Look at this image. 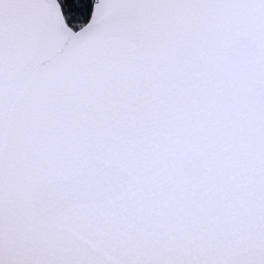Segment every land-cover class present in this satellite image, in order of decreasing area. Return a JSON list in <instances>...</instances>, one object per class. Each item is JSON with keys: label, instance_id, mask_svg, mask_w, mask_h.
<instances>
[{"label": "snow or ice", "instance_id": "6c2138e0", "mask_svg": "<svg viewBox=\"0 0 264 264\" xmlns=\"http://www.w3.org/2000/svg\"><path fill=\"white\" fill-rule=\"evenodd\" d=\"M0 264H264V0H0Z\"/></svg>", "mask_w": 264, "mask_h": 264}]
</instances>
